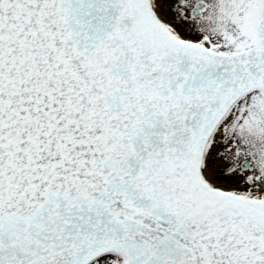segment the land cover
<instances>
[{
    "label": "snow or ice",
    "instance_id": "6c2138e0",
    "mask_svg": "<svg viewBox=\"0 0 264 264\" xmlns=\"http://www.w3.org/2000/svg\"><path fill=\"white\" fill-rule=\"evenodd\" d=\"M0 264H264V0H0Z\"/></svg>",
    "mask_w": 264,
    "mask_h": 264
}]
</instances>
